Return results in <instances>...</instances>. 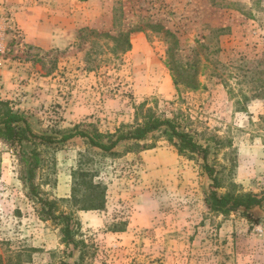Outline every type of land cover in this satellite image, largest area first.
<instances>
[{
	"label": "rangeland",
	"instance_id": "rangeland-1",
	"mask_svg": "<svg viewBox=\"0 0 264 264\" xmlns=\"http://www.w3.org/2000/svg\"><path fill=\"white\" fill-rule=\"evenodd\" d=\"M0 44V100L35 133H113L148 109L213 146L219 194H264V0H0ZM170 44L200 58L197 90L176 88ZM33 150L34 168L0 139L1 264H264V200L212 210L201 158L162 129L111 153L78 136ZM73 172L78 196L79 172L105 187L103 210L72 204ZM32 188L78 222L72 242Z\"/></svg>",
	"mask_w": 264,
	"mask_h": 264
},
{
	"label": "trees",
	"instance_id": "trees-1",
	"mask_svg": "<svg viewBox=\"0 0 264 264\" xmlns=\"http://www.w3.org/2000/svg\"><path fill=\"white\" fill-rule=\"evenodd\" d=\"M168 33V32H167ZM125 48L128 50L130 42L125 39ZM178 49L176 48V58L173 44H170L167 48L168 60L166 61L171 73L173 82L176 88L183 87L185 90H197L200 86L197 80V74L199 71L200 58L197 57L194 61L183 62L180 57L177 56ZM204 69L206 66L203 67ZM142 111V105L136 109L135 119L137 121L139 113ZM142 120L130 125H122L117 128L113 133L102 134L94 132L90 134L86 130H75L73 132L62 135L59 139L50 135H40L35 133L28 119L21 113L14 111L7 101L0 100V139L9 143L11 146L17 149L20 154V158L23 163L29 167H36L39 163L38 154L33 150L32 152L22 153V147L25 143H46L53 144L56 141H67L74 137H82L88 140V142L104 152H110L123 141H140L145 139L150 133L162 129L167 135L169 141L176 147V150L180 154H194L201 158L202 169L211 180V192L209 195L208 205L212 210L221 211L222 213H228L238 208L250 209L252 207L260 206L264 200V194L258 196L254 193H225L219 194L217 192L218 178L216 176L215 168L209 164L208 158L211 154L210 143L201 144L196 140L195 133L190 130L181 128L179 122H174L167 118H161L148 109L141 112ZM106 137L107 142H102L101 138ZM215 142V141H214ZM216 143H218L216 141ZM83 174V173H82ZM79 183L85 185L88 188V192L81 193V196L76 195L77 179L76 173H72L73 183L71 187V199L72 204H76L77 210H103L105 204V187L99 183H95L92 179H86L81 172ZM32 193L40 202V218L51 219L54 222L62 223V240L64 242H72L73 234L77 231L78 222L75 221L71 213L57 211L56 203L52 200L42 198L38 196L37 191L34 188L31 189ZM80 203V204H79ZM75 243V242H73ZM20 260L18 259V263ZM1 264V259H0Z\"/></svg>",
	"mask_w": 264,
	"mask_h": 264
},
{
	"label": "built area",
	"instance_id": "built-area-1",
	"mask_svg": "<svg viewBox=\"0 0 264 264\" xmlns=\"http://www.w3.org/2000/svg\"><path fill=\"white\" fill-rule=\"evenodd\" d=\"M3 54H4V47L0 44V66L3 65L4 62Z\"/></svg>",
	"mask_w": 264,
	"mask_h": 264
}]
</instances>
